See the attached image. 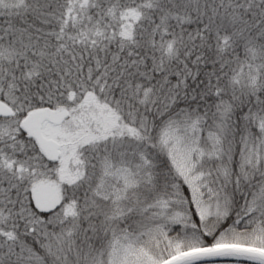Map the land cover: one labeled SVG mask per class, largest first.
Wrapping results in <instances>:
<instances>
[{"label":"snow or ice","instance_id":"1","mask_svg":"<svg viewBox=\"0 0 264 264\" xmlns=\"http://www.w3.org/2000/svg\"><path fill=\"white\" fill-rule=\"evenodd\" d=\"M0 264H264V0H0Z\"/></svg>","mask_w":264,"mask_h":264}]
</instances>
